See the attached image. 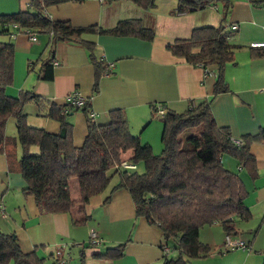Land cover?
Instances as JSON below:
<instances>
[{
	"label": "crops",
	"instance_id": "crops-1",
	"mask_svg": "<svg viewBox=\"0 0 264 264\" xmlns=\"http://www.w3.org/2000/svg\"><path fill=\"white\" fill-rule=\"evenodd\" d=\"M229 4L225 12L220 8V13L207 12L209 16L205 10L175 15L176 4L172 3L160 13L157 3L152 9L143 10L127 1L102 5L98 0H84L49 6L44 13L54 22H66L76 28L94 26L108 30L120 21L137 20L142 27L151 30L152 39L144 41L133 36L82 34V41L93 44V56L113 65V74L101 77L96 93H92L94 76L85 48L76 43L56 42L53 78L51 81H39L33 73L27 72V66L46 56L48 37L35 36V42H30L27 35L15 34L8 39L14 48L13 76L12 85L5 94L16 97L19 91H28L55 104H63L66 96L76 92L81 98L89 99V108L97 125L108 122L110 111L122 110L129 133L141 144L148 145L153 154L161 151V145H158L161 118L156 113L151 116V107L155 110L157 105L164 112L180 114L191 101L207 99L210 100V112L216 126L226 129L233 140L253 136L264 129V56H250L251 51L260 53L264 50V47H250L251 44L264 45V0H229ZM25 6H28V0H0V15L15 13ZM208 9L217 12V7ZM222 19L228 29L231 25L236 27L228 43L237 49L233 54L234 64L224 69L226 92L213 95L214 75L204 76L200 67L175 57L166 45L176 39L188 38L194 28L217 26ZM35 111L32 103L25 105L27 126L56 134L58 123L35 116ZM68 122L72 126V143L79 147L86 132L82 112L70 114ZM4 135L16 138L11 118L5 123ZM30 151L35 153L37 149L32 147ZM248 152L254 159L253 179L244 168L236 165L247 192L243 204L249 213L250 210L263 213L264 144L251 143ZM19 155L17 147V159ZM130 155L128 151L123 158ZM220 161L226 170L232 172L234 160L231 157L224 155ZM116 181V176L112 177L102 193L90 198L84 208L85 221L73 224V218H78L76 208L69 214H40L33 198L21 194V178L7 171L5 158L0 155V231L13 235L23 254L34 250L43 264H53L54 260L61 259L64 264L159 263V230L135 215L127 191L112 190ZM68 191L72 199L78 197L75 180L69 182ZM213 225L221 228L218 224ZM217 231L219 234V230L213 229L212 234L217 236ZM90 232L95 234L97 244H88ZM234 233L233 236L236 235L235 230ZM252 241L245 243L249 251ZM118 244H124L121 257L102 256L106 249ZM260 254L262 257L242 254L236 264H261L264 251Z\"/></svg>",
	"mask_w": 264,
	"mask_h": 264
},
{
	"label": "trees",
	"instance_id": "trees-1",
	"mask_svg": "<svg viewBox=\"0 0 264 264\" xmlns=\"http://www.w3.org/2000/svg\"><path fill=\"white\" fill-rule=\"evenodd\" d=\"M81 1L84 0H28V6L23 9L0 15V155L5 158L7 171L19 175L23 182L21 194L33 198L40 214H69L76 208L78 218H73V224L85 221L84 208L89 199L102 193L110 179L116 176L112 190L127 191L135 215L159 230L160 264H189L190 259L205 257L209 247L198 240L200 228L218 224L224 236H231L235 234L234 219L245 222L250 218L243 204L247 192L241 178L226 170L220 159L224 155L231 157L238 168H244L253 179L254 159L248 148L251 143L264 144V129L234 144L228 131L216 126L210 100L191 101L183 113L165 112L161 118V151L153 154L148 145L141 144L129 133L122 110L110 111L108 122L97 125L88 98L77 107L66 98L63 104H55L28 91H19L16 97L5 94L12 85L13 76L14 48L8 39L15 34L48 37L46 56L27 66V72L33 73L39 81L53 78L56 42L76 43L85 48L94 76L92 93H96L101 77L113 74V66L93 56V44L82 41V34L152 39L151 30L142 27L137 20L120 21L113 28L102 30L54 22L44 13L49 6ZM116 1H127L147 10L154 8L158 0H98L102 5ZM216 4H220L224 12L230 6L229 0H176L173 13L183 15L216 7ZM223 21L217 26L194 28L188 38L166 45L172 55L186 64L213 70V95L226 92L224 69L234 64L233 54L237 49L228 43L233 31L225 27ZM258 48L262 47L254 49ZM250 56L262 57L264 50L251 51ZM30 103L35 106V116L58 123L56 134L27 126L24 107ZM151 108L152 116L155 110ZM76 111L82 112L86 128L79 147L72 143V126L68 122V116ZM9 118L14 120L16 138L4 135ZM17 147L20 150L18 159ZM32 147L37 152L32 153ZM128 151L130 157L123 158ZM138 163L143 165L141 172L135 171ZM122 164L134 166V169H125ZM72 179L77 185L76 199H72L68 191ZM123 247L124 244H118L106 249L102 256L119 258ZM171 252L176 253L175 258L169 257ZM0 264L43 263L34 250L23 254L14 236L0 231ZM261 264H264V256Z\"/></svg>",
	"mask_w": 264,
	"mask_h": 264
},
{
	"label": "rangeland",
	"instance_id": "rangeland-1",
	"mask_svg": "<svg viewBox=\"0 0 264 264\" xmlns=\"http://www.w3.org/2000/svg\"><path fill=\"white\" fill-rule=\"evenodd\" d=\"M170 3L176 4V0H158L157 2L158 12L160 13L168 9L167 6ZM216 7H217V12L208 8H205L203 10H205L204 12L207 16H209L207 12H210L211 14H216L218 12L220 13L221 5L216 4ZM203 74L204 76L211 77L214 75V72L213 70L206 69L203 72ZM158 145L160 146L161 142H159ZM226 159L228 160V158ZM233 162H234L233 166L230 170L233 173H237L236 170L237 162L235 160ZM135 169L136 172H141L143 171V165L141 163H138L135 166ZM250 212L251 213L249 220L245 222L239 220L234 221V230L236 231V235L235 236L231 235L232 239L241 240L242 242H244V244L251 241L252 239L253 241L251 244L250 251L248 250L249 252L248 251L243 252L240 249L226 250L225 252L224 248L220 247L224 239L223 231L221 230V228L214 225L203 226L202 228H200L198 232V239L202 244L207 245L209 247V253L205 257L190 259L188 261L189 264H232V263L236 264L238 258H242V254H248V253H250L251 255L262 257V254L260 253L264 251V220H262L264 219V212L262 213L259 210H252V211L250 210ZM213 229L219 230V234L217 231L218 234L217 236H214L212 234ZM217 247H219L218 251H217ZM169 257L175 258L176 253L171 252L169 254ZM160 262L159 263L157 262L156 264H160Z\"/></svg>",
	"mask_w": 264,
	"mask_h": 264
},
{
	"label": "built area",
	"instance_id": "built-area-1",
	"mask_svg": "<svg viewBox=\"0 0 264 264\" xmlns=\"http://www.w3.org/2000/svg\"><path fill=\"white\" fill-rule=\"evenodd\" d=\"M229 29L231 31H235L236 27L235 26H230ZM28 37H29V41L30 42H35L36 38H35L34 35H29ZM250 47H263V44H259V43L258 44H251ZM107 64H108L109 67L113 66L111 63H107ZM54 65H56V62H54ZM205 70L206 69H204L203 72ZM263 91H264V89H263ZM66 101L73 103L77 107L83 105V103H84L83 102V98H81L76 92L71 93L70 95L66 96ZM155 113L160 118H162L165 115L164 110L161 108V106H158V105L155 107ZM233 143L234 144H238L239 140H233ZM122 166L125 169H132V170L134 169V166H128V165H124V164H122ZM0 213H2L1 206H0ZM97 243H98V240H97L95 234L93 232H90L89 235H88V244L89 245H94V244H97ZM222 247L224 248V250L240 249L242 251H248V248L244 244V242H242L241 240H238V239H232V237L229 236V235L224 236ZM54 258L56 259V255L55 254H54ZM55 264H64V261L62 259L61 260H57V261H55Z\"/></svg>",
	"mask_w": 264,
	"mask_h": 264
}]
</instances>
